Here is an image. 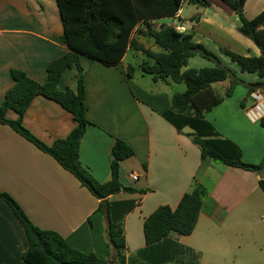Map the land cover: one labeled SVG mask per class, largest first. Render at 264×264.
Here are the masks:
<instances>
[{
  "label": "crops",
  "instance_id": "1",
  "mask_svg": "<svg viewBox=\"0 0 264 264\" xmlns=\"http://www.w3.org/2000/svg\"><path fill=\"white\" fill-rule=\"evenodd\" d=\"M209 1V8L195 6L188 17L182 8L176 17L154 21L152 26L179 25L184 28L182 33L193 35L205 46L213 45L221 55L220 47H226L246 56H260L259 48L239 33L237 15L220 0ZM254 5L258 9L251 15L246 13L248 18L264 10L262 0ZM196 16L199 20L192 21ZM63 32L56 0H0V105L14 85L12 69L26 72L41 84L46 82L51 62L70 52L62 40ZM138 40L146 44L144 37ZM150 49L157 51L154 46ZM132 52L111 67L82 57L87 70V116L92 124L82 139L79 158L97 182L106 183L111 180L114 145L118 139L125 141L135 155L121 162L120 181L134 191L97 199L52 156L10 126L0 124V192L14 198L40 229L54 230L74 249L112 264L106 212L124 228L123 264H264L260 176L212 160L203 162L201 149L190 136L192 130L178 131L163 117L173 96L179 94L174 83L154 82L142 73L138 75V70L128 76ZM76 80L75 71L66 70L59 88L74 90ZM231 98L206 118L222 138L240 146L244 162L260 164L264 159V128L260 125L264 107H257L248 95L244 101ZM6 118L17 120L19 114L9 110ZM23 125L52 146L66 139L77 123L59 103L38 95L24 114ZM196 180L209 190V196L193 233H172L148 247L145 220L161 206L176 209ZM27 248L24 229L0 200V264H23Z\"/></svg>",
  "mask_w": 264,
  "mask_h": 264
},
{
  "label": "trees",
  "instance_id": "2",
  "mask_svg": "<svg viewBox=\"0 0 264 264\" xmlns=\"http://www.w3.org/2000/svg\"><path fill=\"white\" fill-rule=\"evenodd\" d=\"M240 20L238 31L251 40L260 50V56H246L230 48L220 47L221 52L237 63L242 72L255 74L261 80L248 84V96L258 90L264 91V10L254 18L245 12L248 0H220ZM63 23V42L70 48L66 55L48 66L47 80L41 84L22 70L12 69L13 87L0 105V124L8 125L33 143L42 152L52 156L60 166L71 173L83 187L97 199L104 200L121 191H134L120 181V164L135 155L133 148L118 139L113 148L111 180L97 182L82 166L79 158L80 145L87 127L92 124L87 116L86 67L82 57H87L104 66L118 65L128 51L142 52L147 56L138 68L142 75L154 82L164 81L185 84L183 93L175 94L170 108L163 117L178 131L190 128L193 142L201 149L202 161L212 160L226 166L238 167L260 175L264 171V159L260 164L243 160V151L234 142L224 139L207 120L206 114L231 98L239 84L233 71L224 66L221 59L204 44L194 40L191 34L176 31L172 26L153 27L154 21L174 18L184 4L209 8V0H56ZM199 20V16L191 19ZM152 40L160 50L153 51L139 42L138 37ZM201 57L215 65L201 69L188 67L189 60ZM66 70L76 73V88H59ZM138 69L128 66V76ZM226 83L224 95H218L213 86ZM42 95L56 101L74 116L77 123L66 139L48 146L32 135L23 125V116L33 99ZM13 110L17 120H9L6 113ZM264 128V118L260 119ZM264 192V179L259 181ZM209 190L197 180L192 189L181 199L178 207L161 206L144 222V234L148 247L165 240L172 233L188 236L195 230L202 206ZM0 200L12 210L28 240V248L22 255L23 264H112L95 254H86L71 247L66 239L54 230L37 227L18 203L6 192H0ZM108 242L114 252L111 261L123 264L126 260V239L122 223L112 220L109 212Z\"/></svg>",
  "mask_w": 264,
  "mask_h": 264
},
{
  "label": "rangeland",
  "instance_id": "3",
  "mask_svg": "<svg viewBox=\"0 0 264 264\" xmlns=\"http://www.w3.org/2000/svg\"><path fill=\"white\" fill-rule=\"evenodd\" d=\"M255 1L256 0H249V3L247 5V10L245 7V12L248 15L253 14L255 12V9H258V7L256 8V5H254ZM262 1L264 2V0ZM195 9H196L195 6L184 4V7H183L184 17H188L189 15H191L192 12H195ZM159 22L161 23V21ZM144 40L146 43L145 46H148L150 48L154 46V43L152 40H148L145 38ZM154 47H155V50L157 51L160 50L157 46H154ZM206 47L211 51L213 50L212 52L217 54V56L221 59L223 65L228 67L231 71H233L237 79L245 83V84H239L238 86L234 88L233 95L230 101H234V102L244 101L248 95V86H249L248 84H254L256 82H259L260 78L255 74L242 72L240 66L237 63L233 62L228 56L221 55L220 52L214 51V49H212L213 45H207ZM145 59H147V56L144 53L132 52L128 57V62L137 68ZM214 65H215L214 63L197 56V57L190 59L188 67L184 68L183 70L185 71L190 68L201 69L205 67H213ZM141 73L142 71L140 70V68H138L137 74L140 75ZM254 79H256V81H254ZM174 85L176 87V92H179V93L185 92L186 90L185 84H174ZM213 87L218 95H221V96L224 95V91L223 89H221V83H218L214 85Z\"/></svg>",
  "mask_w": 264,
  "mask_h": 264
},
{
  "label": "built area",
  "instance_id": "4",
  "mask_svg": "<svg viewBox=\"0 0 264 264\" xmlns=\"http://www.w3.org/2000/svg\"><path fill=\"white\" fill-rule=\"evenodd\" d=\"M169 26H172L176 31L178 32H183L184 31V28L179 26V25H169ZM156 28V27H155ZM251 97L254 99L256 103V106L257 107H264V91L263 90H258L256 92H254ZM132 178L134 180H138L139 179V176L138 175H132Z\"/></svg>",
  "mask_w": 264,
  "mask_h": 264
},
{
  "label": "water",
  "instance_id": "5",
  "mask_svg": "<svg viewBox=\"0 0 264 264\" xmlns=\"http://www.w3.org/2000/svg\"><path fill=\"white\" fill-rule=\"evenodd\" d=\"M259 176H260V179H264V171ZM113 264H118V263L115 262Z\"/></svg>",
  "mask_w": 264,
  "mask_h": 264
}]
</instances>
